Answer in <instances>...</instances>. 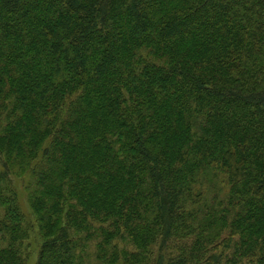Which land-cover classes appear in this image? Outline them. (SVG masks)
Returning <instances> with one entry per match:
<instances>
[{
	"label": "trees",
	"instance_id": "16d2710c",
	"mask_svg": "<svg viewBox=\"0 0 264 264\" xmlns=\"http://www.w3.org/2000/svg\"><path fill=\"white\" fill-rule=\"evenodd\" d=\"M27 173L36 264H264V0H0V264Z\"/></svg>",
	"mask_w": 264,
	"mask_h": 264
},
{
	"label": "rangeland",
	"instance_id": "374dc122",
	"mask_svg": "<svg viewBox=\"0 0 264 264\" xmlns=\"http://www.w3.org/2000/svg\"><path fill=\"white\" fill-rule=\"evenodd\" d=\"M11 186L14 188L17 196L18 204L24 213L26 219L31 224V239L29 242L28 249V260L26 264H36L38 257V248L41 243L40 236L38 234V229L34 223V217L29 208L28 195L31 193L33 188V178L30 173L25 175L17 174L16 176H11ZM218 187H220L221 182L218 181ZM216 184V185H217ZM1 245V243H0Z\"/></svg>",
	"mask_w": 264,
	"mask_h": 264
}]
</instances>
